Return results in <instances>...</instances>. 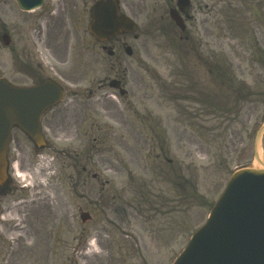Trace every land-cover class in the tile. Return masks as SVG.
<instances>
[{"label": "rangeland", "instance_id": "1", "mask_svg": "<svg viewBox=\"0 0 264 264\" xmlns=\"http://www.w3.org/2000/svg\"><path fill=\"white\" fill-rule=\"evenodd\" d=\"M151 1L120 0L122 10L138 26L134 45L139 51V65L130 59L127 75L133 93L127 97L105 96L102 105L91 109L95 124L80 123L70 138L48 137L47 146L38 150L26 142L18 152L13 151L12 143L9 160L25 173L23 181L13 176L14 185L17 188L26 182L34 183V192L23 194L10 185L0 196V264H172L191 234L206 222L233 171L253 164V137L264 121V89L256 88L254 83L260 81L264 85V76L257 74L261 60L250 59L254 42L248 12L222 0H204V4L192 0L195 12L187 27L190 31L191 26L199 27L203 54L208 59L204 68H208V63L212 69L215 67V76L208 74L210 82L212 78L220 81V92L212 106L218 108L226 97L234 99L236 105L222 109L227 122L220 121L223 127L218 140L210 143L208 139H198L193 133L199 134L200 130L191 120L167 116V142L154 143L149 138V108H157L158 100L160 107L171 108L170 93L177 92L166 90L164 75L168 62L186 60L187 55L180 50L169 55L167 45L174 30L163 4L158 2L157 14L152 15ZM213 5L218 9H213ZM38 12L22 13L12 0H0V77L6 79L9 73L10 51L20 55L19 49L25 48L27 41L23 40L30 19L34 22L31 32L39 26L35 20ZM258 24L264 27V7L262 23L254 21L253 26ZM202 27L209 35L203 34ZM3 33L10 37L8 47L2 44ZM30 40L37 42L45 56L40 40ZM128 41L133 42L132 36ZM204 68L201 74L206 72ZM64 72L73 74L72 70ZM152 76H156L154 95L164 92L166 97L159 94L158 99H149L150 87L154 85ZM227 77L229 84L225 83ZM236 78L252 81V96L246 90L240 93ZM81 87L89 89L87 78ZM207 92L213 94V88ZM198 96L197 93L195 97ZM89 98L85 93L81 101H75L66 95L62 104L68 108L66 112L77 114L78 119ZM95 98L93 95V101ZM200 99H204L203 94ZM111 124L116 129L107 137L105 126ZM155 132L165 135L158 127ZM152 145L160 156L155 152L150 155ZM261 153L264 157V137ZM44 164L53 175H45ZM151 169L154 174L158 169L165 170L169 182L154 181ZM157 181V189H152ZM150 192L153 197L160 196L150 198ZM81 211L90 213L92 219L82 224ZM9 212H13V220L4 219Z\"/></svg>", "mask_w": 264, "mask_h": 264}, {"label": "flooded vegetation", "instance_id": "2", "mask_svg": "<svg viewBox=\"0 0 264 264\" xmlns=\"http://www.w3.org/2000/svg\"><path fill=\"white\" fill-rule=\"evenodd\" d=\"M96 1L54 0L53 3H47L41 8V12L35 19L39 24L37 37L45 50V60L48 64L44 68L38 63L37 74H33L31 69H22L20 78H18L21 83L18 85L21 87H35L45 81L62 82L74 88V92L70 95L73 100L81 101L85 93L90 97L86 101L84 109L79 111L77 119V114L66 112L68 108L62 104L66 97V93H64L61 103L47 110L40 117V127L44 136L70 138L75 134V126L80 123L88 121L91 125L95 124L93 123L91 109L102 105L100 102H104L102 99H105V96L114 94L117 97L116 94H118L119 97H127L130 93H133L130 86H128L127 75L130 59H134L136 65H139V58L136 53L138 49L134 45V41H138V37H133L132 54L129 57L125 55V48L129 43L126 38L127 35L119 33L102 41L93 37L89 32V26L91 24V8ZM151 2L153 15L156 14V7L158 2H160L159 4H163L162 9H164L165 16H168V13L172 10H178L185 26L183 30H179L174 23L169 22L170 28L174 30L173 36L169 38V45H167L169 47V55H175L179 50L187 55L186 60L168 62V70L164 76L166 90L170 88V90L177 92L176 94L171 92L170 99L176 100V104H178L177 100L183 102L181 103L180 112L173 110L171 117L184 120L189 115L187 110L191 106L197 105L200 109L195 114L203 124H208L211 120H215L216 117L219 119V115L215 116L214 110L210 112L205 110L208 103L204 99L200 100L195 97L197 93L200 96L208 94L207 90L213 88L212 93L215 99L220 92V81L216 82L212 78V82H210L211 78L209 79L208 74H212V77H214L215 67L212 69L210 63H208V68H204L207 66L208 59L203 54V43L198 33L199 27L196 28V25L191 26L193 28L192 31L187 27L188 21L193 20L191 13L195 12L192 0L185 1V4L188 3V5L184 7L182 4L178 5V0H153ZM202 2L204 4V0H201ZM241 2L245 4V11L248 12L247 19L250 26V37L254 42L250 51V59L254 58V61H258L259 58L261 60L257 74L264 76V27H261L260 24L257 27L253 26L254 21L262 23L264 0H222V3L226 5L243 9L240 5ZM121 7H119V12ZM205 7L207 9L210 8L207 3H205ZM212 8L218 9V6L213 5ZM163 16L162 14L160 15L161 18ZM44 22L45 25L42 27L41 25ZM206 31L205 27H202L203 34L209 35ZM254 46H257V48ZM28 56H31V54L28 53ZM83 67L84 70H82ZM202 68L206 71L204 72L206 76L204 73L201 74ZM65 70H72L73 74L67 75V72H64ZM196 71L198 74H196ZM199 74L202 75L201 79ZM86 78L90 84L89 89L81 87ZM13 79L17 80L15 77ZM152 79L154 85L150 87L149 99L151 100L153 96L158 99L160 95L166 97L164 92L159 93L160 95H154L157 91L156 82L154 81L156 76H152ZM255 83L259 84L260 81H255ZM136 86L137 88L140 86L139 79L136 81ZM251 86L252 82L248 87L250 91L252 89ZM93 95L96 97L95 101H93ZM137 96L140 98V94ZM195 100H198L197 104ZM136 102L137 99H135L134 104ZM61 111L62 113H59ZM108 118L113 119L111 117ZM158 121L161 124V119L156 116L155 125L158 124ZM203 124L201 126L204 127ZM83 135L85 136L86 134L83 133ZM14 139L17 151L22 150L20 138L15 134Z\"/></svg>", "mask_w": 264, "mask_h": 264}, {"label": "water", "instance_id": "3", "mask_svg": "<svg viewBox=\"0 0 264 264\" xmlns=\"http://www.w3.org/2000/svg\"><path fill=\"white\" fill-rule=\"evenodd\" d=\"M22 10L35 8L42 0H16ZM91 32L97 37L118 31L132 32L135 24L126 16H118L114 0L98 1L92 8ZM177 26L181 21L171 13ZM1 82V81H0ZM0 85H2L0 83ZM1 92V89H0ZM33 91L8 90L0 93V185L6 181V153L10 129L17 126L34 142L42 143L38 119L55 98L46 96L36 107L26 104ZM59 97L61 93L58 91ZM58 99V98H57ZM25 102V103H24ZM37 110L36 116L33 111ZM264 123L254 138V168L236 172L223 195L210 213L207 224L194 233L174 264H264V162L259 156ZM88 219L82 215V222Z\"/></svg>", "mask_w": 264, "mask_h": 264}, {"label": "bare ground", "instance_id": "4", "mask_svg": "<svg viewBox=\"0 0 264 264\" xmlns=\"http://www.w3.org/2000/svg\"><path fill=\"white\" fill-rule=\"evenodd\" d=\"M15 168H16V170H17V175H19V176H23L24 177V174L23 173H21L18 169H17V166L15 165L14 166ZM13 212H11L8 216H7V218H10V219H12L13 220ZM19 226V224H16V228ZM92 247V246H91Z\"/></svg>", "mask_w": 264, "mask_h": 264}]
</instances>
